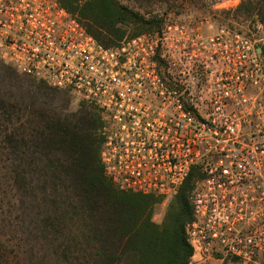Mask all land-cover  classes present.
<instances>
[{"label": "built area", "instance_id": "obj_1", "mask_svg": "<svg viewBox=\"0 0 264 264\" xmlns=\"http://www.w3.org/2000/svg\"><path fill=\"white\" fill-rule=\"evenodd\" d=\"M0 60L96 108L119 191L167 202L196 170L191 259L264 260V57L247 36L170 21L107 46L58 0H0Z\"/></svg>", "mask_w": 264, "mask_h": 264}, {"label": "trees", "instance_id": "obj_2", "mask_svg": "<svg viewBox=\"0 0 264 264\" xmlns=\"http://www.w3.org/2000/svg\"><path fill=\"white\" fill-rule=\"evenodd\" d=\"M58 1L107 46L161 27L157 15L119 0ZM233 11L264 23V0H241ZM260 53L264 57V46ZM16 77L0 60V82L11 89ZM51 91H43L45 107L28 111L33 122L12 128L6 118L0 127V264H19L18 255L28 250L32 261L36 242L44 245L46 264H190L186 226L193 214L189 196L200 178L196 170L154 222L162 198L119 191L104 175L96 108L82 102L76 111L63 112V102L58 108L47 103ZM10 104L4 115L27 112L15 100Z\"/></svg>", "mask_w": 264, "mask_h": 264}, {"label": "rangeland", "instance_id": "obj_3", "mask_svg": "<svg viewBox=\"0 0 264 264\" xmlns=\"http://www.w3.org/2000/svg\"><path fill=\"white\" fill-rule=\"evenodd\" d=\"M121 3L128 5L131 8L140 10L142 12H150L153 15H157L158 19L164 23L170 21H185L200 26L203 33L215 32L219 27L224 26L232 31L239 32L247 36L256 48L261 50L264 46V23L260 22L257 16H247L242 14L240 16L235 15L233 9L240 3L241 0H165L157 2H149L148 0H119ZM159 26V27H160ZM155 28H153L154 30ZM133 33L129 30L128 36ZM144 33V32H143ZM16 71V70H15ZM15 87L9 89L5 84L0 82V127L6 125V118L10 119L9 127H19L23 124L27 125L29 122H33L34 118L28 114L31 109H38L45 107L46 99L42 96L43 91H51V97L53 100L47 103L50 106L56 108L60 103L65 104V110L63 112L76 111L79 105L83 102L79 98H76L67 92L54 89L44 82L38 81L30 76L17 72L15 78ZM47 87V88H46ZM49 89V90H48ZM10 94V95H9ZM16 101L19 107L27 106V112L23 110L12 112L13 115H4L3 112L10 107L11 101ZM22 103V104H21ZM12 111V110H11ZM36 119V118H35ZM3 155L0 149V157ZM166 202L162 201L154 206L152 220L159 223L162 220ZM2 218H0V221ZM42 242H36L34 246L33 256L34 259L30 260V252L20 253L18 255L19 264H46L43 259L44 254ZM11 249L8 247L5 252H9ZM23 251V250H22ZM222 264H242L239 262L225 261ZM260 264H264V260Z\"/></svg>", "mask_w": 264, "mask_h": 264}, {"label": "crops", "instance_id": "obj_4", "mask_svg": "<svg viewBox=\"0 0 264 264\" xmlns=\"http://www.w3.org/2000/svg\"><path fill=\"white\" fill-rule=\"evenodd\" d=\"M197 259H191L190 264H200L198 261H196Z\"/></svg>", "mask_w": 264, "mask_h": 264}, {"label": "water", "instance_id": "obj_5", "mask_svg": "<svg viewBox=\"0 0 264 264\" xmlns=\"http://www.w3.org/2000/svg\"><path fill=\"white\" fill-rule=\"evenodd\" d=\"M260 51H261V50H260L259 48H257V52L260 53Z\"/></svg>", "mask_w": 264, "mask_h": 264}]
</instances>
